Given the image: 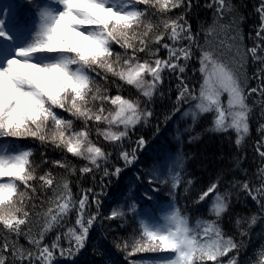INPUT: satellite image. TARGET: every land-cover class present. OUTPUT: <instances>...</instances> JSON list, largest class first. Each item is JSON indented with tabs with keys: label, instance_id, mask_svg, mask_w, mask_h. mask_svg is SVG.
Instances as JSON below:
<instances>
[{
	"label": "snow or ice",
	"instance_id": "snow-or-ice-1",
	"mask_svg": "<svg viewBox=\"0 0 264 264\" xmlns=\"http://www.w3.org/2000/svg\"><path fill=\"white\" fill-rule=\"evenodd\" d=\"M208 115L231 151L193 195L175 149ZM109 237L264 264V0H0V264H112Z\"/></svg>",
	"mask_w": 264,
	"mask_h": 264
},
{
	"label": "trees",
	"instance_id": "trees-1",
	"mask_svg": "<svg viewBox=\"0 0 264 264\" xmlns=\"http://www.w3.org/2000/svg\"><path fill=\"white\" fill-rule=\"evenodd\" d=\"M254 2V0H249V3ZM198 87V85H197ZM113 93L116 92V88L113 87ZM135 91L134 89L132 90ZM122 95L125 97L129 96L128 91H123ZM222 100V99H221ZM67 115V114H65ZM212 117L208 115L207 119H201L194 129L191 131L192 135L196 138V141L191 145H186L184 149L191 155V161L188 163L184 171L189 175L186 178H190L195 180L197 183L192 188V194L195 195L196 192L199 190L201 186H206L210 181L215 179L216 176V169L219 166V157L221 155L229 156L230 155V141L224 138L223 135L218 133H213L207 131V129L211 126ZM140 127V126H137ZM154 127V125H153ZM145 135L148 140L149 144H157L161 138L165 136L166 133L159 136L158 138L154 139L152 133L149 131L147 127L140 128V131L136 133L132 137L135 140L139 135ZM254 134V133H253ZM235 134L233 133V141L234 142ZM93 139H95V134H93ZM21 143H26L31 145V141H21ZM35 147V146H33ZM39 159L38 153H33V157L31 160L35 162ZM122 164V162H121ZM130 170H126L125 173H122V176L130 174ZM112 192H115V178H113V184L111 186ZM111 194V193H110ZM181 194H183V186L181 187ZM160 195L161 200H169L170 198L165 194H158ZM178 207L183 209L185 207V200L180 199L178 203ZM130 220V217H128ZM119 223V222H118ZM194 223V221H193ZM139 224L136 222L137 227V235L139 233ZM112 232H118L120 243L123 244L125 241L131 245L135 242V236L133 235V227L131 224H125V227L119 228L116 225L113 226ZM52 234H50L51 238ZM256 246H259L260 241L257 239L254 241ZM108 248L111 251V261L112 264H128L129 260H140L145 258H153L159 256H168L171 255L169 252H138L131 257L125 259V253L119 251L115 248L114 245L111 243V237H109ZM130 250V249H129ZM90 252V250H89Z\"/></svg>",
	"mask_w": 264,
	"mask_h": 264
},
{
	"label": "rangeland",
	"instance_id": "rangeland-1",
	"mask_svg": "<svg viewBox=\"0 0 264 264\" xmlns=\"http://www.w3.org/2000/svg\"><path fill=\"white\" fill-rule=\"evenodd\" d=\"M221 99H222V102H223L224 106L226 107L227 106V96H226V94L222 95ZM188 123H190V121H188ZM185 126H186L185 124H182L181 128H183ZM173 128H174V126H173ZM173 136H174V131H172L171 134L166 133L165 137L163 139L161 138L159 140V142L155 146L156 147H168L169 144H176V142L172 138ZM189 137H195V136H193L191 132L185 133L183 135V143H182V145H176V149H175L176 151H180L182 153V155H183L184 169L186 168L188 163L191 161V155L184 149V147L186 145H191L192 143H194L196 141V138H195V139H192L191 142H189ZM128 175H131V173L128 174ZM164 208L167 209V205H165ZM164 214L165 213L163 211H158L156 213L158 221L161 224L164 223ZM128 217L131 218V213L128 214ZM148 222L151 223V221H148ZM137 223L139 224V221H137Z\"/></svg>",
	"mask_w": 264,
	"mask_h": 264
}]
</instances>
